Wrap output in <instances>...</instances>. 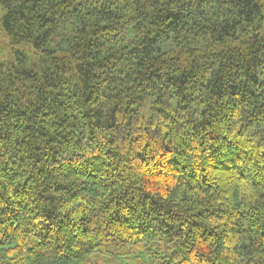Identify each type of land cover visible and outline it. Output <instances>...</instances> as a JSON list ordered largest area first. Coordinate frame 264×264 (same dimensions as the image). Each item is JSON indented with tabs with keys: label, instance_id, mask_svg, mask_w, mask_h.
<instances>
[{
	"label": "trees",
	"instance_id": "trees-1",
	"mask_svg": "<svg viewBox=\"0 0 264 264\" xmlns=\"http://www.w3.org/2000/svg\"><path fill=\"white\" fill-rule=\"evenodd\" d=\"M0 264H264V0H0Z\"/></svg>",
	"mask_w": 264,
	"mask_h": 264
}]
</instances>
